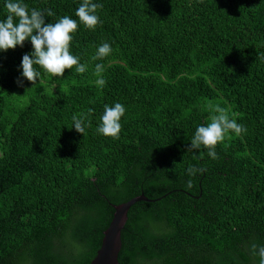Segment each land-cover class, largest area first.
Masks as SVG:
<instances>
[{"label":"trees","instance_id":"trees-1","mask_svg":"<svg viewBox=\"0 0 264 264\" xmlns=\"http://www.w3.org/2000/svg\"><path fill=\"white\" fill-rule=\"evenodd\" d=\"M23 2L50 9L49 23L78 21L82 0ZM93 2L100 23L80 24L70 47L83 74L41 70L33 85L20 67L30 41L0 51V264H89L113 204L140 194L154 201L130 206L117 264H259L250 246H264V0ZM104 42L111 53L93 60ZM117 102L113 139L97 127ZM209 104L247 129L218 143L217 159L187 151ZM80 114L83 134L72 127Z\"/></svg>","mask_w":264,"mask_h":264},{"label":"clouds","instance_id":"clouds-1","mask_svg":"<svg viewBox=\"0 0 264 264\" xmlns=\"http://www.w3.org/2000/svg\"><path fill=\"white\" fill-rule=\"evenodd\" d=\"M103 6L94 3L93 0H82V3L75 11L76 19L70 16H63L56 22L46 23V17L54 16L50 9L39 10L29 9V6L23 0H5L7 11L6 19L0 20V51L7 52L9 49H15L17 46L23 47L26 41H30L32 51L26 53L21 61V77L36 84L37 79L42 83L40 77L42 72L48 75L62 77L66 69H72L78 74H83L87 70V65L80 63L78 56L70 51L73 35L82 24L89 30H94L100 23V17L97 14L98 9ZM112 51L109 43L101 44L93 60L103 59ZM42 70V72H41ZM104 71L102 64L95 65V74L100 76ZM18 86H23L22 80L18 79ZM106 81L99 78L96 81L98 86H104ZM212 114L209 122L205 125H198L190 141L187 151L199 150L202 147L207 150V155L212 159H217L215 151L218 143H222L230 134L239 136L247 131L246 127L238 124L236 119L230 117L228 109L219 104L208 105ZM125 114V106L119 102L113 106L105 105L97 132L103 136L118 139L122 130L121 118ZM73 126L78 133L85 131V118L83 114L73 115ZM205 169L189 166L187 172L194 176ZM192 181H187V187L191 188ZM250 251L254 256L259 257V264H264V246L253 243Z\"/></svg>","mask_w":264,"mask_h":264},{"label":"water","instance_id":"water-1","mask_svg":"<svg viewBox=\"0 0 264 264\" xmlns=\"http://www.w3.org/2000/svg\"><path fill=\"white\" fill-rule=\"evenodd\" d=\"M137 201H154V199H149L143 194H140L120 204H113L114 212L112 218L103 231L100 246L89 264L118 263V253L121 248V230L125 226L127 212L130 206Z\"/></svg>","mask_w":264,"mask_h":264}]
</instances>
